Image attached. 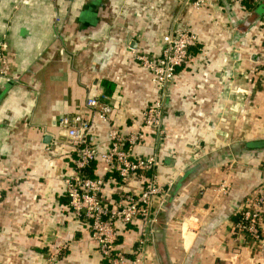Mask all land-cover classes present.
Listing matches in <instances>:
<instances>
[{
	"label": "crops",
	"instance_id": "1",
	"mask_svg": "<svg viewBox=\"0 0 264 264\" xmlns=\"http://www.w3.org/2000/svg\"><path fill=\"white\" fill-rule=\"evenodd\" d=\"M181 2L0 0V264H108L70 208L63 179L77 154L60 120L88 118L100 151L112 126L123 134L142 127L160 92L137 55L157 59L177 17L198 36L192 60L168 87L164 135L142 127L135 147L159 158L155 174L167 191L155 198L146 264H264V235L247 241L233 218L264 181V0ZM99 94L115 107L109 122L87 106ZM92 169L107 174L101 159ZM143 184L138 175L107 181L103 195L139 194ZM141 230L122 227L125 252Z\"/></svg>",
	"mask_w": 264,
	"mask_h": 264
},
{
	"label": "built area",
	"instance_id": "2",
	"mask_svg": "<svg viewBox=\"0 0 264 264\" xmlns=\"http://www.w3.org/2000/svg\"><path fill=\"white\" fill-rule=\"evenodd\" d=\"M210 1L182 0L181 3L182 7L193 6L200 9ZM252 1L259 3L263 0ZM55 20L60 21L58 14H55ZM178 21L177 17V26L164 35L162 53L157 59L148 55H137L143 66L151 72L153 82L160 92V96L142 111L141 126L151 128L161 136L164 135L163 117L168 87L177 69L191 62V48L198 41V36L190 25ZM5 61V56L0 53V62ZM109 100L107 94H99L88 97L86 103L93 114L104 122H109L115 110ZM60 124L67 129L69 141L75 145L77 151L76 171L63 179L71 210L77 218L87 224L92 240L108 264H146L148 256L146 248L155 240L160 209L155 205V198L160 194L165 196L167 191L155 174L156 168L161 164L159 158L155 155L143 157L135 154V147L143 137L142 127L129 134H123L112 126L110 147L100 151L90 142L91 123L88 118L81 114L65 116L60 120ZM99 159L106 163L107 173H117L124 179L139 170L148 171L150 175L145 177L139 194L122 195L119 201L108 206L101 198L105 185L104 177H91L85 172L86 167ZM228 189L229 186L223 188L225 192ZM236 212L240 215V219L235 223L236 232L246 238L250 237V240L261 241L264 225V181L245 197ZM118 222L128 224L138 222L142 227L141 237L130 253L125 252L119 245ZM68 246L69 242H65L52 256Z\"/></svg>",
	"mask_w": 264,
	"mask_h": 264
},
{
	"label": "trees",
	"instance_id": "3",
	"mask_svg": "<svg viewBox=\"0 0 264 264\" xmlns=\"http://www.w3.org/2000/svg\"><path fill=\"white\" fill-rule=\"evenodd\" d=\"M76 154H77V151H75ZM94 165H96V161L92 162L88 167L85 168V172L91 176V177H96L97 175H94L92 173V168L94 167ZM133 175H138V176H141L145 179V177H148L150 175V172L148 171H144V170H139L137 171L135 174ZM132 175V176H133ZM104 179H105V182L108 181V183H112L113 181L116 182V184H122L126 179L120 177L119 175H117V173H107L105 176H104ZM255 189V188H254ZM130 192H123V193H118L117 197L114 198L113 201H109L107 198H105V196L103 195V191L101 193V198L105 201V203L108 205V206H111L112 204H114L115 202L119 201L121 198H122V195H125V194H129ZM245 198V197H244ZM233 218H235L236 221H238L240 219V215L237 213V212H234L233 213ZM129 225H132V224H128V223H122V222H118V231H119V234H120V231L122 229V227L124 228V230H126ZM264 233L263 231L261 232V237H263ZM120 237V236H119ZM250 237H248L246 240L247 241H250ZM106 261V260H105Z\"/></svg>",
	"mask_w": 264,
	"mask_h": 264
}]
</instances>
